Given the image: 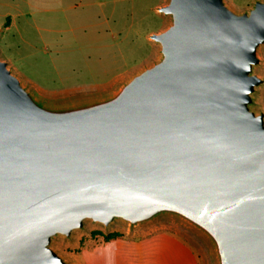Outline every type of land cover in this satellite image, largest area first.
Here are the masks:
<instances>
[{
  "label": "water",
  "instance_id": "obj_1",
  "mask_svg": "<svg viewBox=\"0 0 264 264\" xmlns=\"http://www.w3.org/2000/svg\"><path fill=\"white\" fill-rule=\"evenodd\" d=\"M157 56L113 90L48 101L0 56V264H72L104 229L186 225L216 264H264V0H166Z\"/></svg>",
  "mask_w": 264,
  "mask_h": 264
},
{
  "label": "rangeland",
  "instance_id": "obj_2",
  "mask_svg": "<svg viewBox=\"0 0 264 264\" xmlns=\"http://www.w3.org/2000/svg\"><path fill=\"white\" fill-rule=\"evenodd\" d=\"M225 1L242 10L254 0ZM165 3L0 0V56L45 100L107 93L156 58L148 35L166 26V16L156 11ZM259 57L256 72L264 78V46ZM256 90L255 109L264 111V85ZM111 232L119 235L105 240ZM55 247L72 264H216L204 239L172 219L139 229L86 222L71 241L57 239Z\"/></svg>",
  "mask_w": 264,
  "mask_h": 264
},
{
  "label": "trees",
  "instance_id": "obj_3",
  "mask_svg": "<svg viewBox=\"0 0 264 264\" xmlns=\"http://www.w3.org/2000/svg\"><path fill=\"white\" fill-rule=\"evenodd\" d=\"M7 21H8V18L6 19V21L4 22V25H7ZM119 234L118 233H115V232H111V233H107L104 235V239L105 240H109L111 238H114L116 236H118Z\"/></svg>",
  "mask_w": 264,
  "mask_h": 264
}]
</instances>
